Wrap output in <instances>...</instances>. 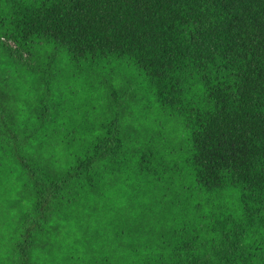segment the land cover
Masks as SVG:
<instances>
[{"label":"trees","instance_id":"obj_1","mask_svg":"<svg viewBox=\"0 0 264 264\" xmlns=\"http://www.w3.org/2000/svg\"><path fill=\"white\" fill-rule=\"evenodd\" d=\"M0 264H264V0H0Z\"/></svg>","mask_w":264,"mask_h":264},{"label":"rangeland","instance_id":"obj_2","mask_svg":"<svg viewBox=\"0 0 264 264\" xmlns=\"http://www.w3.org/2000/svg\"><path fill=\"white\" fill-rule=\"evenodd\" d=\"M15 45H13V47H14Z\"/></svg>","mask_w":264,"mask_h":264}]
</instances>
